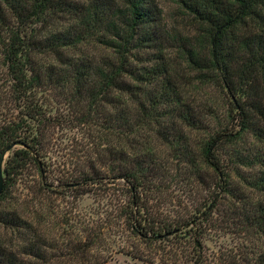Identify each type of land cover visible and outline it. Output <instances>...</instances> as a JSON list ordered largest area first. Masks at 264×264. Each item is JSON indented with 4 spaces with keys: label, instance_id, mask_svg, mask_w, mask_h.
<instances>
[{
    "label": "trees",
    "instance_id": "16d2710c",
    "mask_svg": "<svg viewBox=\"0 0 264 264\" xmlns=\"http://www.w3.org/2000/svg\"><path fill=\"white\" fill-rule=\"evenodd\" d=\"M171 1L194 35L164 29L157 0H85L79 8L0 0V80L13 110L0 125V264L44 262L41 191L78 198L102 189L132 234L159 244L160 264H216L203 246L222 204L264 235V0ZM66 12L70 22L59 24ZM198 83L216 85L225 108L196 105ZM56 129L84 136L54 168L44 157L63 144L52 137ZM156 144L203 192L193 212L149 213ZM22 183L35 190L31 209L20 213L14 190ZM172 240L186 247L166 250ZM83 250L76 245L72 255ZM254 256L252 264H264V251Z\"/></svg>",
    "mask_w": 264,
    "mask_h": 264
},
{
    "label": "rangeland",
    "instance_id": "374dc122",
    "mask_svg": "<svg viewBox=\"0 0 264 264\" xmlns=\"http://www.w3.org/2000/svg\"><path fill=\"white\" fill-rule=\"evenodd\" d=\"M73 7L79 6L85 0H65ZM162 12V26L168 32L178 36H191L195 33L194 23L181 13L171 0H157ZM72 12L60 15L59 24L70 22ZM69 20V21H68ZM58 23L55 22L56 25ZM96 58L101 57L98 50L89 51ZM0 68V76L1 75ZM190 77L193 79L194 75ZM0 80V125L9 120L13 114L7 87ZM193 84H197L194 83ZM199 84V83H198ZM193 87V86H192ZM191 100L196 105H209L217 110L225 108L226 98L214 84L198 85L191 91ZM82 131L56 129L52 133L53 139L63 144L59 150L49 148L44 157L47 165L54 168L65 161L72 147L83 140ZM199 137H192L193 145ZM159 173L151 190L144 195L148 198L149 213L157 209L162 216L173 219L188 212H193L198 206L199 198L203 197L199 186L189 175L188 170L171 156L169 150L155 145ZM10 152L3 157V165ZM71 168V166H70ZM126 186H124L125 191ZM35 189L25 187L24 183L14 190L15 199H19L18 211L23 213L31 209L28 199L34 195ZM40 211L41 230L45 237V256L42 264H160V255L157 253L158 243H146L132 234L122 218L118 216V209L108 207L105 198H102V189H93L78 198L73 192H67L63 197L59 191H41ZM95 192V194L93 193ZM252 201L258 197L252 193ZM110 208L112 216L108 214ZM224 204L219 205L206 224L207 231L204 239V251L216 264H252L255 254L264 251V235L257 234L251 228H245L240 219L231 218ZM153 212V213H152ZM94 239V245L89 250L84 244ZM168 242L166 250L186 247L184 241ZM80 245L77 257L73 256V249ZM83 254V255H82ZM26 264H39L32 258H25Z\"/></svg>",
    "mask_w": 264,
    "mask_h": 264
},
{
    "label": "water",
    "instance_id": "95a60500",
    "mask_svg": "<svg viewBox=\"0 0 264 264\" xmlns=\"http://www.w3.org/2000/svg\"><path fill=\"white\" fill-rule=\"evenodd\" d=\"M2 189V174H1V167H0V192Z\"/></svg>",
    "mask_w": 264,
    "mask_h": 264
}]
</instances>
